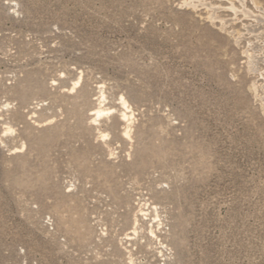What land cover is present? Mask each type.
Returning <instances> with one entry per match:
<instances>
[{"label":"rangeland","instance_id":"1","mask_svg":"<svg viewBox=\"0 0 264 264\" xmlns=\"http://www.w3.org/2000/svg\"><path fill=\"white\" fill-rule=\"evenodd\" d=\"M263 29L264 0H0V264H264Z\"/></svg>","mask_w":264,"mask_h":264},{"label":"bare ground","instance_id":"2","mask_svg":"<svg viewBox=\"0 0 264 264\" xmlns=\"http://www.w3.org/2000/svg\"><path fill=\"white\" fill-rule=\"evenodd\" d=\"M255 4L257 3V2H254ZM261 8V7H260ZM261 22V21H260ZM255 28H256V26H255ZM260 28V27H259ZM253 30H254V28H253ZM257 30V29H256ZM264 30V29H263ZM264 34V33H263ZM254 35V34H253ZM262 35V34H261ZM258 38V37H257ZM249 59H251V61L249 62V65L252 67V66H256V63L254 62V59L253 58H251V57H248ZM256 60V59H255ZM119 101H120V103H121V107H122V111H123V113L121 114V117L123 118V119H125L126 118V114H127V111H126V109H127V107H126V103L122 100V98H119ZM96 112H95V114H94V118L92 119L93 121H98L103 115H104V112H105V110L104 109H102L101 108V106L99 105L96 109ZM130 118L128 117V120H129ZM126 128L128 129V125H126ZM125 133L127 134V131H125Z\"/></svg>","mask_w":264,"mask_h":264}]
</instances>
